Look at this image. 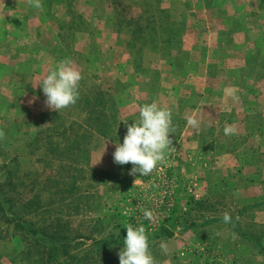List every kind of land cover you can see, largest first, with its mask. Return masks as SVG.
I'll return each mask as SVG.
<instances>
[{"label":"rangeland","instance_id":"obj_1","mask_svg":"<svg viewBox=\"0 0 264 264\" xmlns=\"http://www.w3.org/2000/svg\"><path fill=\"white\" fill-rule=\"evenodd\" d=\"M41 2L0 0V183L15 221L68 252L49 257L0 215V264H119L128 224L144 226L156 264H264V2ZM65 58L80 96L57 112L37 83ZM94 97L100 120L87 119ZM152 101L172 109L173 144L130 174L115 144ZM70 123L86 137H61Z\"/></svg>","mask_w":264,"mask_h":264},{"label":"clouds","instance_id":"obj_2","mask_svg":"<svg viewBox=\"0 0 264 264\" xmlns=\"http://www.w3.org/2000/svg\"><path fill=\"white\" fill-rule=\"evenodd\" d=\"M27 2L30 7L43 9L41 0H27ZM81 80V71L74 67L73 62L68 58L49 65L46 74L37 83L46 97V107L59 112L74 105L80 96ZM37 98L34 97L30 103ZM132 121L127 125L123 142L115 144L113 161L119 165L131 164L130 174L139 173L140 176H147L163 161L167 150L173 144L170 136L174 130L172 109L160 106L156 101L145 103L139 106V116ZM187 124L197 128L199 122L195 117H189ZM224 133L234 134L235 128L228 126L224 129ZM2 135L3 133L0 132V136ZM100 159L101 155L97 162ZM144 216L146 219H151L152 212L145 210ZM231 219L229 213H224V223H230ZM125 229L123 248L118 253L119 264H156L144 226L128 224ZM160 248L164 252L168 251L166 243H161Z\"/></svg>","mask_w":264,"mask_h":264},{"label":"trees","instance_id":"obj_3","mask_svg":"<svg viewBox=\"0 0 264 264\" xmlns=\"http://www.w3.org/2000/svg\"><path fill=\"white\" fill-rule=\"evenodd\" d=\"M94 99H95L94 103L86 100V103L88 105V107L86 108L87 115H88L87 119L89 118V116L94 115L95 120H100V117H101V115H103L104 110L102 109L103 107L102 108L100 107L101 109L98 107L101 105V100L98 97H94ZM54 114L56 116H59L58 113H54ZM60 118H61V116H60ZM72 124L73 123H70V125H63L62 129L59 131V135L61 137L66 138L67 136H69L75 132V133H77V135L79 137H81V136L86 137V135L84 133H81V135H80L79 134V132H80L79 127L75 128V126ZM55 125H57V124H55ZM55 125L52 127L53 131H57V126H55ZM98 132L101 134L100 130H98ZM101 135H105V134L102 133ZM14 209H15V205L12 203V200H9L6 197L5 193L2 190V183H0V215H1V217L7 218L9 220V223H11V222L14 223L15 224L14 226H17L18 229L19 228L24 229L25 232L31 236L30 238L32 240H34L38 246L40 245L42 247L41 252H44L49 257L58 253V252L63 253L65 256L67 255L68 244H69L67 241H64V240L59 239V238L51 237V236L47 235L46 233L41 234V232L39 230H35L28 225H24L22 223H19V221H15V220H18L19 217L17 216ZM168 235H170V234H168ZM104 243H106L105 240H101L100 243H98V242L95 243V246H96L95 250H98L99 247ZM47 260H48V258H47Z\"/></svg>","mask_w":264,"mask_h":264}]
</instances>
